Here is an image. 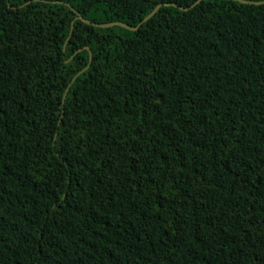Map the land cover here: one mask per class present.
<instances>
[{
    "label": "trees",
    "instance_id": "obj_1",
    "mask_svg": "<svg viewBox=\"0 0 264 264\" xmlns=\"http://www.w3.org/2000/svg\"><path fill=\"white\" fill-rule=\"evenodd\" d=\"M257 1L0 0V264H264Z\"/></svg>",
    "mask_w": 264,
    "mask_h": 264
},
{
    "label": "water",
    "instance_id": "obj_2",
    "mask_svg": "<svg viewBox=\"0 0 264 264\" xmlns=\"http://www.w3.org/2000/svg\"><path fill=\"white\" fill-rule=\"evenodd\" d=\"M197 1H199V0H197ZM239 1H241V2H251V3H259V2H262V1H257V0H239ZM196 3V2H195ZM194 3V4H195ZM194 4H192V5H194ZM173 5H176L175 3H173ZM161 6V4H157L153 9H152V11H150L143 19H142V21H145V20H147L148 18H150L155 12H156V10L159 8ZM181 9H184V10H186L187 9V7H180ZM85 22H87V23H90V20H88V19H83ZM141 21V22H142ZM141 22H139V24L141 23ZM92 24H94V25H97V26H110V25H113V24H120V25H123V26H125V27H127V28H129V29H135V28H137V26L138 25H136V26H130V25H127V24H125V23H123V22H119V21H110V22H105V23H97V22H92ZM72 27L73 26H71V29H70V34H71V32H72ZM90 59H91V57H90Z\"/></svg>",
    "mask_w": 264,
    "mask_h": 264
}]
</instances>
